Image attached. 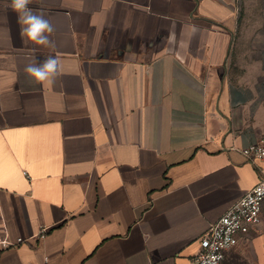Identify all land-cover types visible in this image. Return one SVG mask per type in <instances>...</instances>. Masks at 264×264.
<instances>
[{"label": "crops", "instance_id": "obj_1", "mask_svg": "<svg viewBox=\"0 0 264 264\" xmlns=\"http://www.w3.org/2000/svg\"><path fill=\"white\" fill-rule=\"evenodd\" d=\"M10 3L0 264H190L260 181L241 150L264 140V0H33L54 48L22 43ZM261 218L224 264H264Z\"/></svg>", "mask_w": 264, "mask_h": 264}, {"label": "built area", "instance_id": "obj_2", "mask_svg": "<svg viewBox=\"0 0 264 264\" xmlns=\"http://www.w3.org/2000/svg\"><path fill=\"white\" fill-rule=\"evenodd\" d=\"M241 152L249 162L263 164V168L258 167L260 181L198 240L199 249L191 258L190 264H224L227 253L239 244L242 237L250 234L261 223L264 203V140L243 148ZM44 236L42 234L41 238ZM22 241L19 239L18 243ZM15 245L6 235L0 236L2 248Z\"/></svg>", "mask_w": 264, "mask_h": 264}, {"label": "clouds", "instance_id": "obj_3", "mask_svg": "<svg viewBox=\"0 0 264 264\" xmlns=\"http://www.w3.org/2000/svg\"><path fill=\"white\" fill-rule=\"evenodd\" d=\"M32 2L33 0H11L9 5L11 10L17 14L22 43L32 42L36 45L54 48V42L47 35L54 31L53 26L43 13H37L29 8ZM58 66V58L49 56L41 63H29L24 71L33 79V82L52 85L58 75Z\"/></svg>", "mask_w": 264, "mask_h": 264}]
</instances>
